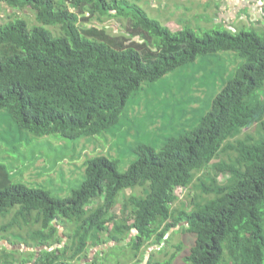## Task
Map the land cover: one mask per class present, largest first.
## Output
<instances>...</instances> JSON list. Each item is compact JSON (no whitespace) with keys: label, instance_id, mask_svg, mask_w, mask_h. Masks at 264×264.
Listing matches in <instances>:
<instances>
[{"label":"trees","instance_id":"obj_1","mask_svg":"<svg viewBox=\"0 0 264 264\" xmlns=\"http://www.w3.org/2000/svg\"><path fill=\"white\" fill-rule=\"evenodd\" d=\"M9 2L33 8L37 21L30 26L17 17L0 23V114L10 116L15 135L75 141L120 134L117 151L122 144L123 154L136 158L125 171L107 155L88 158L81 186L66 198L15 181L0 162V216L16 208L3 229L21 225V218L26 225L33 222L38 227L29 239L45 247L39 255L6 256L0 264H69L87 257L89 243L103 242L104 232L113 241L131 233L127 245L136 256L141 246L166 241L174 228L194 237L177 264H264V33L225 30L199 36L189 26L172 31L131 0ZM117 18L128 22L127 29L111 33L107 22ZM220 51L235 52L244 62L204 114L194 118L198 107L190 106L183 115H191L190 121L172 128L176 116H168L177 107L172 95L178 89L168 90L159 81ZM131 100L147 110L136 123ZM189 100L201 98L193 94ZM129 108V127L114 129ZM252 125L257 134L242 136ZM131 128L136 133L129 142ZM155 141L160 144H151ZM208 167L213 176L196 177ZM222 174L228 175L224 183L218 180ZM191 185L201 192L180 199L177 188ZM137 187L142 195L124 196ZM121 195L119 217L112 210ZM95 200L98 205L88 207ZM177 201L180 206L174 207ZM62 219L77 227L72 243L56 248ZM91 236L97 238L92 242Z\"/></svg>","mask_w":264,"mask_h":264},{"label":"rangeland","instance_id":"obj_2","mask_svg":"<svg viewBox=\"0 0 264 264\" xmlns=\"http://www.w3.org/2000/svg\"><path fill=\"white\" fill-rule=\"evenodd\" d=\"M136 2L151 16H159L161 21L166 24H172V22L177 21L171 16V13L175 11L167 13L165 9L159 8V1H155L156 7L152 5V0H136ZM165 2H167L168 9H170L173 0H165ZM176 5H179L178 9L181 10L177 16L178 21L181 20V22L178 26L176 25L177 28L181 29L184 25L189 26L199 36L204 35L206 32L211 33L213 31L225 30L229 32L257 30L260 33H264V17L260 19L261 21H259V24L255 23L254 25H250L253 22L250 24L249 22H240L233 23V27H231L227 24L218 23L217 20L210 16L212 14L210 10L202 12L192 11L191 6L194 8L200 5L209 6L210 2L204 4V2L199 3L196 1L193 3L188 0H181L176 2ZM185 7L187 10H185ZM184 16L186 18H184ZM17 17L26 19L30 26L37 24L35 20L36 12L33 8L25 7L19 9L17 6L11 5L9 0H0V23ZM93 22L97 23L95 20ZM107 24L109 32L119 34L125 32L128 22L125 24L124 20L117 18L110 20ZM176 30L177 29L174 31ZM243 62L244 60L235 52L220 51L217 54L197 58L195 63L180 67L162 78L159 83L165 85L168 90L172 89L175 91L178 89V92L175 91L177 94L172 95L174 99L178 100L177 107L172 109L171 114L168 116V119L172 116H176L173 118L172 128L180 129L182 127L181 124H184L186 119H188V122L190 121L191 115L188 114L187 118L183 117L186 110L192 111L190 106L198 107L193 110V112H195L194 118L204 114L209 109L212 98L223 88L228 79L234 75L237 67L241 66ZM154 86L151 87V90ZM156 87L158 91L160 85H156ZM157 91L155 93H157ZM193 94L200 97L201 100L196 103L194 100H189V97ZM163 95L170 97V93L167 92ZM164 96H161V99H163ZM261 96L264 98V87L261 90ZM131 104H133V110L134 108L137 109L136 114H134L136 115L134 123H136L138 119L147 114V110L145 105L137 108V103L134 100H131ZM128 116H133L130 108L125 111L121 123L114 129L120 130L119 128L123 125L129 127ZM9 118L10 116L8 114H0V162H5L7 164L15 181L24 182L32 187L45 188L49 190L54 197H69L74 190L81 186L85 177V162L88 158H92L96 155H107L117 161L120 171H125L136 158L135 155L132 156L129 155V153L123 154V149L125 147L122 144H119L117 151L115 144L121 139L120 134H106L105 137H103V135L88 138L83 137L75 141L57 135L45 136L42 138L31 137L29 139L27 136L18 137L15 135V128L10 126ZM153 128L154 126L149 129ZM124 129L126 130L127 128ZM135 133L136 128H131L127 132L129 142L134 140ZM246 133L256 135L257 129L252 125L246 128L241 135L243 136ZM6 137L8 141L4 139ZM151 144H160V142L155 141ZM215 161H218V159ZM201 174L205 175L207 180L210 176H213L211 168L209 167L196 177H200ZM227 177L228 175L222 174L219 176L218 180L224 183ZM176 192L180 196V199H184L190 192L199 193L201 190L191 185L189 188H177ZM132 193L142 195L144 191L141 187H137L134 190L127 189L125 191L126 195L124 194V196ZM124 201L125 197L121 195L112 213L120 217L122 215L121 208ZM98 202V200H95L88 207L96 206ZM177 206H180V201L175 203L174 207ZM15 211L16 208H12L5 216H0V251L3 242H6V244L9 243L11 248L22 249V251L15 255L20 258L24 250L30 249L31 252L33 251L29 242L31 243L32 241L34 244L35 242L29 239V237H31L29 233L32 231V228L36 229L38 225L33 222L26 225L21 218L19 219L21 225L16 223L13 227L4 230L3 227L12 220ZM61 222L68 223L67 226L69 227L66 228V230L65 228H62V230L58 229V235L60 236H55L54 242L61 244V247H63L71 240V238H68V235H71L73 232L70 226L76 228L77 223H70L68 219H62ZM107 226L109 230L112 229V223H108ZM174 229L167 234L165 237L167 240L164 241L163 244L160 246H141L136 256L134 255L133 245H127L131 240V233L124 236L125 240L123 241H113L110 240L104 232L100 234V240L104 241L95 247V249H100L98 254L93 251L94 247L89 243V255L93 252L94 259H96V263L92 264H177L194 244V237L189 233H183L180 230L174 231ZM95 236L94 238H97ZM94 238L91 236L92 242L95 240ZM64 240L66 241L64 242ZM179 245H182L181 249H178ZM36 247L40 249L43 248L41 246ZM160 247L161 249H158ZM31 252L26 253V255L30 256L32 254ZM149 255H152V257Z\"/></svg>","mask_w":264,"mask_h":264},{"label":"crops","instance_id":"obj_3","mask_svg":"<svg viewBox=\"0 0 264 264\" xmlns=\"http://www.w3.org/2000/svg\"><path fill=\"white\" fill-rule=\"evenodd\" d=\"M133 2H136V0H131ZM155 1H159L160 5L159 8H163L166 10L167 13L171 12V11H175L173 13H171L172 18H174L175 20H177L176 22H172V24H166L165 22L161 21V18L158 17H154L151 16L144 8V10L148 13L149 16L156 18L157 20H159L162 24H164L165 26L169 27L172 31H174L175 29L181 30L183 29L186 25H184L183 28H177V26L180 24L181 20L178 21V14L181 12L180 9H178L179 5H176V2L181 1V0H173L172 6L170 9H168V4L167 2H165V0H152V5L156 7L155 5ZM191 2H196L198 1L199 3L204 2V4L206 2H210L209 6H202L200 5L199 7H192V11H196V12H202V11H206V10H210L211 11V17L214 18L215 20H217L218 23L221 24H227L228 26H232L233 23H240V22H249V24L251 22L250 25H254L255 23L259 24V21H261L260 19H262L264 17V0H188ZM201 1V2H200ZM178 10V11H176ZM185 10H187V8L185 7ZM191 11V12H192ZM184 18H186L184 16ZM177 25V26H176ZM172 26V27H171ZM68 223H60V225L58 226V229L62 228H68L69 226H67ZM70 228H72L73 230L75 229V227L70 226ZM72 235H68V238H71V240L68 243H72L73 239H72ZM66 240H64L65 242ZM63 242V241H62ZM61 242V243H62ZM111 242V241H110ZM109 242V243H110ZM101 242L99 240H96L95 243L91 244L94 247L95 252L100 251V249H95V247H97L98 244H100ZM31 244L30 247L33 248V253H36L35 255H39V253L42 252V249H40L39 247H36L35 244L31 241V243L29 242V245ZM44 247V246H42ZM53 247H61V244H55L53 245ZM1 251H0V259H4L6 256H8L10 259H13V257H15V259H19L17 255L20 251H22L21 248L15 249V248H11L10 244H6V242H3V246L1 247ZM38 248V249H37ZM45 248V247H44ZM37 249V252H36ZM31 252V250H24L23 254L21 255L20 258H29L30 256H27L26 253ZM71 253V251H70ZM34 258L36 259V257L34 256ZM92 263H96L94 262V256H93V252H91V254L89 255V252L87 254V257L84 258H80V256H77L75 258V260L70 261L69 264H92ZM18 264V263H17Z\"/></svg>","mask_w":264,"mask_h":264},{"label":"clouds","instance_id":"obj_4","mask_svg":"<svg viewBox=\"0 0 264 264\" xmlns=\"http://www.w3.org/2000/svg\"><path fill=\"white\" fill-rule=\"evenodd\" d=\"M161 244H163V242H162V243H158L157 245L155 244V245H156V246H160ZM158 249H161V247L158 248Z\"/></svg>","mask_w":264,"mask_h":264}]
</instances>
